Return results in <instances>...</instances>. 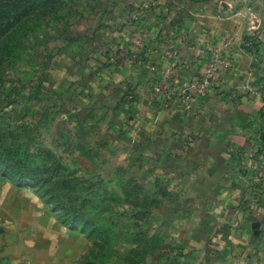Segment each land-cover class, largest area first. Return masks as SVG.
<instances>
[{"label": "crops", "instance_id": "crops-1", "mask_svg": "<svg viewBox=\"0 0 264 264\" xmlns=\"http://www.w3.org/2000/svg\"><path fill=\"white\" fill-rule=\"evenodd\" d=\"M71 4L79 19L73 24L82 28L77 34L89 37L90 54L81 56V67L97 70L100 93L115 102V116L132 121L122 128L123 137L138 140L122 146L121 165H136L145 175L139 181L152 185L146 191L160 200L152 212L170 231L171 244L193 258L200 255L197 264L245 257L246 264H264V198L250 193L251 200H244L254 159L264 155V0ZM236 5L231 16L222 17L223 9ZM139 33L144 46L132 43ZM232 33L234 66L223 85L188 109L175 101L172 110H159L152 84L162 73L165 49H175L178 75L190 79L203 71L213 45ZM127 50L131 64L125 63ZM111 52L124 62L109 63ZM45 209L32 187H19L0 170V264H78L71 254L45 252ZM51 224L62 232L53 240L65 246L67 227L57 219Z\"/></svg>", "mask_w": 264, "mask_h": 264}, {"label": "rangeland", "instance_id": "rangeland-1", "mask_svg": "<svg viewBox=\"0 0 264 264\" xmlns=\"http://www.w3.org/2000/svg\"><path fill=\"white\" fill-rule=\"evenodd\" d=\"M71 7L67 0V6L57 12L32 17L13 57L0 62V126L8 135L13 131L10 141L48 149L68 167L74 193L88 199L89 209L105 219L108 252L113 255L109 264H197L200 255L193 258L184 247L171 244L170 231L161 228L160 215L144 213L160 200L146 196V190L153 188L139 181L145 175L139 174L136 165H121L122 146L138 142L123 137L122 128L133 124L127 116H115V102L107 103L100 93L97 70L82 69L79 59L90 54L89 37L77 34L82 28L74 26L79 19ZM236 8L239 5L227 11L222 7V17L231 16ZM106 106L112 108L109 113L102 112ZM45 205V252L71 254L78 264L96 261L100 241L88 232L67 226L66 245L53 240L61 238L62 232L51 222L60 218L51 205ZM248 261L245 257L226 264Z\"/></svg>", "mask_w": 264, "mask_h": 264}, {"label": "trees", "instance_id": "trees-1", "mask_svg": "<svg viewBox=\"0 0 264 264\" xmlns=\"http://www.w3.org/2000/svg\"><path fill=\"white\" fill-rule=\"evenodd\" d=\"M66 6L67 0H0V62L7 63L13 57L32 17L57 12ZM126 52L133 58L129 50ZM11 135L13 131H9L8 135L7 130L0 126L2 175L19 187H32L51 205L65 227L88 232L89 236L100 241L99 257L88 264H109L113 255L108 252L109 231L105 219L89 209L88 199H80L74 193V178L73 174L67 172L68 167L48 149L30 147L27 142L10 141ZM146 196L156 201L148 191ZM151 212L150 206L144 210L148 215Z\"/></svg>", "mask_w": 264, "mask_h": 264}, {"label": "built area", "instance_id": "built-area-1", "mask_svg": "<svg viewBox=\"0 0 264 264\" xmlns=\"http://www.w3.org/2000/svg\"><path fill=\"white\" fill-rule=\"evenodd\" d=\"M183 37H180V41ZM235 34L226 35L220 42L214 44L206 55V64L202 72L190 79L180 78L178 75L179 60L173 47L164 51L162 73L157 81L152 84V90L158 97V108L172 110L174 102L180 108L188 109L196 98L207 96L224 83L226 73L234 66L232 47ZM137 46H144L142 33L132 40ZM111 64L124 62L116 52L108 55ZM132 58L127 57L125 63L131 64ZM254 172L250 177L249 192L244 195V200L250 201V193L256 194L257 199L264 198V155L254 159Z\"/></svg>", "mask_w": 264, "mask_h": 264}, {"label": "water", "instance_id": "water-1", "mask_svg": "<svg viewBox=\"0 0 264 264\" xmlns=\"http://www.w3.org/2000/svg\"><path fill=\"white\" fill-rule=\"evenodd\" d=\"M186 24L188 25L189 23L187 22Z\"/></svg>", "mask_w": 264, "mask_h": 264}]
</instances>
